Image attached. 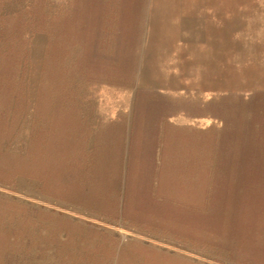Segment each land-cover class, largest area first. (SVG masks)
Wrapping results in <instances>:
<instances>
[{
	"label": "rangeland",
	"instance_id": "1",
	"mask_svg": "<svg viewBox=\"0 0 264 264\" xmlns=\"http://www.w3.org/2000/svg\"><path fill=\"white\" fill-rule=\"evenodd\" d=\"M0 264H264V0H0Z\"/></svg>",
	"mask_w": 264,
	"mask_h": 264
}]
</instances>
